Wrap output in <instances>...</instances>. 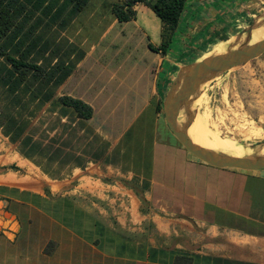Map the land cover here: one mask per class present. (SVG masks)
I'll list each match as a JSON object with an SVG mask.
<instances>
[{
    "label": "crops",
    "instance_id": "1",
    "mask_svg": "<svg viewBox=\"0 0 264 264\" xmlns=\"http://www.w3.org/2000/svg\"><path fill=\"white\" fill-rule=\"evenodd\" d=\"M118 1L0 0L18 12L12 44L41 69L0 67V264H264V170L214 168L160 137L181 58L244 25L251 0H189L166 54L150 49L163 31L152 10L120 22ZM150 226L184 245L146 243Z\"/></svg>",
    "mask_w": 264,
    "mask_h": 264
},
{
    "label": "rangeland",
    "instance_id": "2",
    "mask_svg": "<svg viewBox=\"0 0 264 264\" xmlns=\"http://www.w3.org/2000/svg\"><path fill=\"white\" fill-rule=\"evenodd\" d=\"M116 1V0H108ZM251 14L254 16L243 21L242 26L232 29L229 34L214 35L208 41H213L209 46H203L197 50H191L186 56L181 58L180 66L175 79L185 67L205 58L212 57L215 52H222L229 41L237 37L247 36V31L253 25L264 23V0H251L249 7ZM154 14V13H153ZM101 33L99 28L92 33L97 38ZM47 39L54 40L50 43L48 51H57L60 48V26H51L47 29ZM216 38V40H214ZM53 52V54H54ZM208 57V58H209ZM55 61L48 58L43 61L44 66H51ZM6 64L4 59H0V67ZM1 103L8 102L11 98L9 94L0 89ZM8 97V98H7ZM196 101V102H195ZM193 114V121L198 115L204 126L212 133H216L222 139L236 141L250 149L259 147L264 144V55L252 60L244 66L232 69L228 72L221 73L211 80L205 82L200 88L197 95L192 99L190 105ZM161 122V138L166 139L165 135L176 139L170 132L165 115ZM184 125L188 122V114L185 109L182 111ZM165 134V135H164ZM178 143V141L176 140ZM179 144V143H178ZM180 145V144H179ZM6 164L5 168L12 169L11 158L1 160ZM16 167V166H15ZM17 169H12L17 171ZM146 243L157 247L171 248L178 245H184V236H167L161 234L154 226L146 228ZM149 239L151 242L149 243ZM209 243H217L216 238L208 240Z\"/></svg>",
    "mask_w": 264,
    "mask_h": 264
},
{
    "label": "water",
    "instance_id": "3",
    "mask_svg": "<svg viewBox=\"0 0 264 264\" xmlns=\"http://www.w3.org/2000/svg\"><path fill=\"white\" fill-rule=\"evenodd\" d=\"M255 27L256 25H253L249 28L247 37L251 35ZM262 55H264V40L252 46L243 44L240 48L227 54L209 57L183 68L174 80L163 102L166 124L178 143L203 163L218 169H235L247 172L264 170V157L251 159L220 155L197 146L186 133L193 123L190 105L202 85L217 75L244 66ZM184 109L188 114V122L181 125L178 119Z\"/></svg>",
    "mask_w": 264,
    "mask_h": 264
},
{
    "label": "trees",
    "instance_id": "4",
    "mask_svg": "<svg viewBox=\"0 0 264 264\" xmlns=\"http://www.w3.org/2000/svg\"><path fill=\"white\" fill-rule=\"evenodd\" d=\"M188 1L189 0H120L113 4L112 12L120 22H129L137 18L135 7L138 4H143L152 10L161 20L163 31L161 46L155 48L150 45V49L166 54L181 26ZM17 15L18 12H13L8 7L0 4V58L2 57L6 61L5 65H10L18 73L21 80H24L26 77L25 70H35L41 73V69L40 66L34 62H30L29 59L25 57L22 52L24 48L23 43L19 46L12 44V37L10 38V34L15 29ZM7 50H10V52L8 53ZM62 101L73 107L82 118L90 119L93 115V109L81 100L63 98ZM161 110H163V106L159 107V111ZM12 169H17V167L12 166ZM175 263L190 264V260L178 256Z\"/></svg>",
    "mask_w": 264,
    "mask_h": 264
},
{
    "label": "bare ground",
    "instance_id": "5",
    "mask_svg": "<svg viewBox=\"0 0 264 264\" xmlns=\"http://www.w3.org/2000/svg\"><path fill=\"white\" fill-rule=\"evenodd\" d=\"M263 40H264V23L256 26L249 37L245 36V34L242 37H237L233 41H229L224 49H223L224 46L218 48L220 50H223L222 52H215L211 56L214 57V56L227 54L228 52L240 48L243 44L252 46ZM178 121L179 124H181L184 121L182 112L179 116ZM186 133L189 139L197 146L220 155L230 156L235 158H251V159L255 157H264V145L250 149L236 141L230 139H222L216 133L210 132L204 126L202 120H200L198 115L194 119L193 123L189 126Z\"/></svg>",
    "mask_w": 264,
    "mask_h": 264
}]
</instances>
